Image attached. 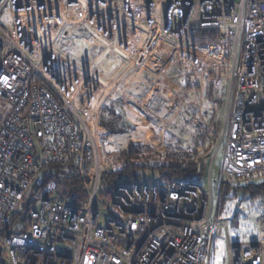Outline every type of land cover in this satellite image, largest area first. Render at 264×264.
I'll return each instance as SVG.
<instances>
[{
    "label": "built area",
    "instance_id": "built-area-1",
    "mask_svg": "<svg viewBox=\"0 0 264 264\" xmlns=\"http://www.w3.org/2000/svg\"><path fill=\"white\" fill-rule=\"evenodd\" d=\"M61 13L102 44L90 78L67 66L58 42L70 24ZM197 30H218L220 37L193 45ZM161 41L177 48L189 68L202 56L214 60L213 72H205L214 91L226 84L231 115L223 167L215 176V157L206 161L207 185L166 184L155 174L124 185L114 205L125 216L111 215L101 227L100 182L115 147L100 124L111 87H97V65L115 56L126 71L141 66ZM220 70L224 82L214 78ZM1 102L8 106L0 110V259L6 264H212L223 234L227 264H264V232L253 242L233 241L230 220L218 216L214 200L223 182L264 181V0H0ZM53 162L72 166L88 189L86 202L62 197L55 179L44 180V167ZM24 202L28 215L9 227Z\"/></svg>",
    "mask_w": 264,
    "mask_h": 264
},
{
    "label": "rangeland",
    "instance_id": "rangeland-1",
    "mask_svg": "<svg viewBox=\"0 0 264 264\" xmlns=\"http://www.w3.org/2000/svg\"><path fill=\"white\" fill-rule=\"evenodd\" d=\"M65 15H67V13H65L64 16ZM67 21L70 26L59 37L58 42L61 52L68 61L67 66L69 69L78 72L84 79L90 78L91 75L87 73H95V69H91V66L99 56L102 44L98 41L99 39L97 37L93 36L87 27L78 25V21H73L70 18H68ZM160 46L166 47L167 52L160 53L159 49H156V52L154 51L143 65L132 67L127 71L124 70V63L122 60L115 56L107 59L104 58L100 60V64L97 65L99 66L98 71L100 72L97 75L99 77L97 87H102L101 89L111 87L110 92L104 99L105 103L102 108V113L106 111L105 113L108 114L111 110L114 111L113 109L116 108L119 114L116 111H114L116 113H113L116 114L114 116L117 117L116 119L118 120L123 117H128L127 114L129 113L139 115L141 112V116L146 115L148 122L156 121L158 123L160 121L161 123L155 127L159 130L154 128L147 130L141 122L132 117L133 123L136 124L132 127V129H134L132 134H127L128 132L124 129H129L130 125L129 121L125 118L128 122V126L125 127L126 121H122L118 123L121 127L119 126L116 131L125 136L118 137L119 139H123L119 142H114L113 133L109 132L111 129L108 123L109 121L106 123L103 119V125L100 120L101 126L107 128L108 136L113 141L110 146L115 147V150L109 153L112 155L124 150L130 142L151 147L158 152V154L164 153L168 148L174 151L195 153L196 159L198 158L200 162L198 163L200 164L198 167H205V170H203L204 176L202 175L203 172L200 170L202 178L199 183L207 185L206 173L208 164H206V161L209 162L215 157L213 163V173L215 176L221 173L224 163L226 137L223 133H225L224 131L226 130L225 116L231 115L226 102V84H223L221 91H214L213 81L210 80L212 76L206 75L205 73L206 71L209 73L213 72L214 69L208 66L216 65L214 60L202 59V56L200 62L196 65L198 66L196 69L189 68V63L187 62V65L184 64V60L177 48L163 41H161L157 47ZM204 66H207V68H204ZM224 73L223 70H220L219 76L217 77L216 73L214 78L224 82ZM118 75H120V78L114 82V79H116ZM204 82L206 83V87L204 88L207 89L203 91L206 95L204 99L207 100L210 98L212 103L216 105V107H212L213 109L208 115L206 111L198 110V106L202 107V105L199 104L201 97H199L198 93L201 91V88H203ZM189 90L193 92L188 93ZM156 97L158 101H163L162 105L166 107L164 113L158 114L149 109L148 105L151 101L149 98L154 100ZM154 102L156 103L155 100L151 103L154 104ZM155 105H158V103ZM3 108L7 110L8 106L4 102H1L0 110ZM187 109L190 110V113H188ZM130 110L132 111L130 112ZM195 118L197 125L192 131V135L190 134V142L181 137L174 139L175 135L172 132L179 131L180 135H184L183 130L188 132L186 128L189 125L193 129L194 124L192 120ZM107 120H109V117ZM177 121L182 123L179 125V128L176 125L174 126ZM186 135H188V133H186ZM126 137L128 138L127 140ZM168 142H170V144L167 145ZM108 163L110 164L109 171H105L102 174L112 170L111 162L108 161ZM65 170L70 171L69 167H65ZM221 185L215 186L214 188V200L217 203V211L219 210L218 199ZM228 185L235 187L229 183ZM113 198L110 200L101 198L100 200L101 219L99 224L101 227L107 225L111 215L117 217L125 216L122 210L114 205V202H116V195ZM259 203L260 202L254 201L251 204L249 202L239 204L238 201L235 200L229 204V216H225L224 218L229 219L232 217L238 207L242 215L238 225H234L233 227L230 226V234L233 241L253 242L258 239L261 232H264V205H260ZM227 245L225 234L216 238L212 252V264H227Z\"/></svg>",
    "mask_w": 264,
    "mask_h": 264
},
{
    "label": "trees",
    "instance_id": "trees-1",
    "mask_svg": "<svg viewBox=\"0 0 264 264\" xmlns=\"http://www.w3.org/2000/svg\"><path fill=\"white\" fill-rule=\"evenodd\" d=\"M220 37L218 30H197L191 34L190 41L193 45H203L215 43ZM108 161L111 162L112 170L104 173L99 189V198L110 200L120 187L140 181H151V174L158 175L166 184L175 182H197L201 180V172L205 167L199 168L196 154L189 152L174 151L170 148L164 153L158 154L148 146L130 142L129 145L120 152L107 154ZM69 167V170H65ZM44 180L55 179L58 183V194L62 197L81 204L88 199V189L84 187L80 177L74 172L69 163L53 162L44 167ZM218 199V216L224 218L229 216V204L232 201L243 202L254 201L264 205V181L253 182L245 185L231 187L228 183H222ZM114 199V198H113ZM29 206L25 202L22 207L13 215L11 226L14 223L23 222L28 215ZM241 210L236 209L232 217L229 218L230 226L238 225L241 218ZM0 264H6L0 259Z\"/></svg>",
    "mask_w": 264,
    "mask_h": 264
},
{
    "label": "crops",
    "instance_id": "crops-1",
    "mask_svg": "<svg viewBox=\"0 0 264 264\" xmlns=\"http://www.w3.org/2000/svg\"><path fill=\"white\" fill-rule=\"evenodd\" d=\"M112 87H114V86H112ZM205 90H207L206 88H204V90L203 91H205ZM203 91H200L198 94H199V97H201V100H200V103L199 104H201L202 105V107H199L198 106V110H200V111H202V110H204V111H206L207 112V115L212 111V107L214 106V107H216V105L215 104H213L212 103V101H211V99L209 98V99H204V96H206L204 93H203ZM193 91H188V93H192ZM149 100H151L150 101V104L148 105V107H149V109L151 110V111H153V112H155V113H158V114H161V113H164V110H166V107L165 106H163L162 105V103H163V101L162 100H160V101H158L157 100V97L156 98H154V100L156 101V103L154 102V104H152L151 102L152 101H154L153 99H151V98H149ZM158 101V102H157ZM192 101V100H191ZM158 103V105H155V104H157ZM152 104V105H151ZM150 105H151V108H150ZM116 109V108H115ZM113 109L114 111H116L118 114H119V111L116 109ZM188 110V109H187ZM114 111H110L109 113H111V114H106L105 112H103L102 113V115H101V121H102V124H103V121L105 120L106 121V123L108 122L109 124H110V130H109V132H111V133H113V138H114V142H119L120 140H122L123 138H118V137H122L124 134H119L118 132H116L117 130H118V128H119V126L121 127V125H119L118 123H120V122H125L126 120H125V118L127 119V121H129V125H130V128L128 129V128H125L124 130L126 131V132H128L127 134H132V132H133V130L134 129H132V127H133V125L135 126V124L136 123H133V118H136L137 119V121H139V122H141V124L142 125H144L146 128H147V130L148 129H150V128H154V129H157V130H159L158 128H155L158 124H161L160 123V121L157 123L156 121L155 122H153V121H150V122H148L147 121V118H146V115H143V116H141V112L139 113V115H134L133 113H129V114H127V116L129 117V119H128V117H123V115H122V119H116L117 117H115L114 115H116V114H114V113H116V112H114ZM132 110H130V112H131ZM200 111H198V112H200ZM114 112V113H113ZM188 113H190V110H188ZM121 115V114H120ZM131 117H130V116ZM152 116V115H151ZM162 116H163V114H162ZM109 117V120H107V118ZM121 117V116H120ZM133 117V118H132ZM139 117V118H138ZM155 117H157V116H155ZM104 119V120H103ZM132 119V120H131ZM125 122V127L126 126H128V122ZM147 121V122H146ZM192 123V122H191ZM123 124V123H122ZM182 123L180 122V121H177V123H175L174 124V126L176 125L178 128H179V125H181ZM104 125V124H103ZM113 127H114V130H113ZM107 129V128H106ZM186 129H188V132H186V130H183L184 131V135H180V133H179V131H176V132H172L174 135H175V137H174V139H176V138H179V137H181L182 139H185V140H189V138H190V134L192 133V131L195 129V126L193 127V129H192V127L189 125ZM115 131V132H114ZM186 133H188V135H186ZM192 135V134H191ZM125 136V135H124ZM128 138L126 137V140H127ZM189 142H190V140H189ZM168 144H170V142H168L167 143V145ZM166 145V146H167ZM125 147H126V145H125Z\"/></svg>",
    "mask_w": 264,
    "mask_h": 264
},
{
    "label": "bare ground",
    "instance_id": "bare-ground-1",
    "mask_svg": "<svg viewBox=\"0 0 264 264\" xmlns=\"http://www.w3.org/2000/svg\"><path fill=\"white\" fill-rule=\"evenodd\" d=\"M64 14L65 13H61V16H63V19L66 21L68 18H71L73 21H75L76 19L72 16V15H70V14H67V15H65L64 16ZM77 21V20H76ZM155 50V52H156V48L157 49H159V51H160V53H165V52H167V49H166V47H163V46H160V47H157V46H154L153 47ZM198 54H200L201 56L203 55V53L202 52H198ZM151 57V55H149V57L145 54V58H144V60L146 61V60H148L149 58ZM192 63H195V59L193 58V60L191 61Z\"/></svg>",
    "mask_w": 264,
    "mask_h": 264
},
{
    "label": "water",
    "instance_id": "water-1",
    "mask_svg": "<svg viewBox=\"0 0 264 264\" xmlns=\"http://www.w3.org/2000/svg\"><path fill=\"white\" fill-rule=\"evenodd\" d=\"M1 254H2V247L0 245V256H1ZM1 260L6 263V260L4 258H1Z\"/></svg>",
    "mask_w": 264,
    "mask_h": 264
}]
</instances>
